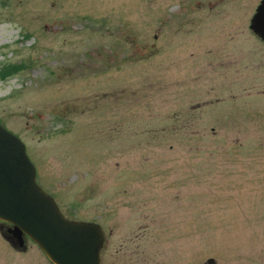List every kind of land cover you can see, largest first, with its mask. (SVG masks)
<instances>
[{
    "label": "rangeland",
    "instance_id": "obj_1",
    "mask_svg": "<svg viewBox=\"0 0 264 264\" xmlns=\"http://www.w3.org/2000/svg\"><path fill=\"white\" fill-rule=\"evenodd\" d=\"M260 2L0 0V122L67 217L264 264Z\"/></svg>",
    "mask_w": 264,
    "mask_h": 264
},
{
    "label": "water",
    "instance_id": "obj_2",
    "mask_svg": "<svg viewBox=\"0 0 264 264\" xmlns=\"http://www.w3.org/2000/svg\"><path fill=\"white\" fill-rule=\"evenodd\" d=\"M250 28L264 41V0ZM0 219L26 232L56 264H100V226L62 214L55 199L37 183V170L23 141L1 123Z\"/></svg>",
    "mask_w": 264,
    "mask_h": 264
},
{
    "label": "flooded vegetation",
    "instance_id": "obj_3",
    "mask_svg": "<svg viewBox=\"0 0 264 264\" xmlns=\"http://www.w3.org/2000/svg\"><path fill=\"white\" fill-rule=\"evenodd\" d=\"M107 217L106 211L100 215V220L68 217L100 226L103 233L100 264H157L153 236L134 233V227L126 230L121 228L124 233L119 232L117 220L107 228ZM42 256H45L43 251L29 235L12 223L0 219V264H41ZM203 264L217 263L208 260Z\"/></svg>",
    "mask_w": 264,
    "mask_h": 264
}]
</instances>
